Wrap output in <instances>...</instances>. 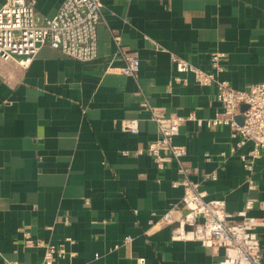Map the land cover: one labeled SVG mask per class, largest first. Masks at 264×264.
Here are the masks:
<instances>
[{"label":"crops","instance_id":"crops-1","mask_svg":"<svg viewBox=\"0 0 264 264\" xmlns=\"http://www.w3.org/2000/svg\"><path fill=\"white\" fill-rule=\"evenodd\" d=\"M63 1L37 0L39 21ZM102 2L95 59L48 45L26 68L0 59V264L42 261L40 241L65 248L55 264H218L223 249L173 239L176 224L159 221L167 212L176 220L185 214V189L173 185L177 162L159 169L137 151L159 137L156 115L210 119L221 109L215 85L192 74L181 75L186 83L175 79L170 53L210 71L211 53L221 51L220 77L233 88L264 81V0ZM128 54L140 60L136 76L121 71ZM125 119L137 120L138 132L123 129ZM235 141L228 126L195 120L175 138L187 147L185 165L197 169L192 179L207 199L225 200L230 222L249 199L248 214L264 219V155L250 190L240 154L253 142L231 154ZM258 232L264 261V225ZM27 236L36 246H26Z\"/></svg>","mask_w":264,"mask_h":264},{"label":"built area","instance_id":"built-area-1","mask_svg":"<svg viewBox=\"0 0 264 264\" xmlns=\"http://www.w3.org/2000/svg\"><path fill=\"white\" fill-rule=\"evenodd\" d=\"M37 0H5L0 8V59L15 60L26 68L41 47L48 45L62 53L80 61H88L98 56V28L104 21V3L102 0H64L58 12L44 22H40L36 14ZM119 40V36L114 37ZM226 53L213 51L210 56L211 70L206 71L188 60L170 53L171 61L177 71L175 79L186 83L183 74H192L201 85H215V97L221 103V109L213 118L200 119L191 113L187 117L156 115L159 137L150 142L146 149L153 163L163 169L166 162L175 160L178 164L179 178L174 186L182 185L185 189L183 207L185 214L175 219L171 212L160 217V222L173 227V239H193L200 241L205 247L223 249L224 256L218 264H264L262 261L261 240L258 228L264 225L261 217L250 216L253 200L249 199L245 208L238 212L239 221L230 222L231 216L226 211L224 199H207L201 190L200 182L192 179L196 168L185 165L187 154L185 145L175 144L180 126L187 120H195L198 125L206 124L212 129L228 126L235 143L230 148L236 154L248 141L253 148L240 154L244 167L249 172L248 188H256L252 173L256 161L264 155V81L254 83L246 89H235L229 81L220 76L225 70ZM126 63L121 71L136 76L140 69V60L134 55L125 56ZM245 110H242L243 106ZM244 117L239 122L238 117ZM122 128L132 133L138 132L137 120L125 119ZM167 153L166 155L164 153ZM227 152H221L226 158ZM206 159H211L207 155ZM155 214V213H153ZM153 224L154 220L149 221ZM131 237L126 238V242ZM26 246H36V241L27 236ZM44 248L42 261L36 264H55L66 257L63 246L38 243ZM5 264H28L20 261H6Z\"/></svg>","mask_w":264,"mask_h":264},{"label":"water","instance_id":"water-1","mask_svg":"<svg viewBox=\"0 0 264 264\" xmlns=\"http://www.w3.org/2000/svg\"><path fill=\"white\" fill-rule=\"evenodd\" d=\"M246 109V106L244 105L243 107H242V110H245ZM243 119H244V117L242 116V115H240L239 117H238V120H239V122H243Z\"/></svg>","mask_w":264,"mask_h":264}]
</instances>
